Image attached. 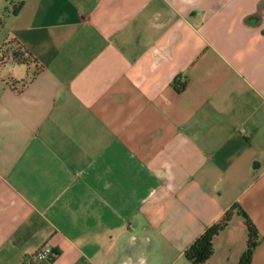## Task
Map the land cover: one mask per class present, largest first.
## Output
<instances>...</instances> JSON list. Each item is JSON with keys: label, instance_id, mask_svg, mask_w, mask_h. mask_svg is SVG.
Segmentation results:
<instances>
[{"label": "crops", "instance_id": "1", "mask_svg": "<svg viewBox=\"0 0 264 264\" xmlns=\"http://www.w3.org/2000/svg\"><path fill=\"white\" fill-rule=\"evenodd\" d=\"M17 3V5H16ZM0 264H264V0H0Z\"/></svg>", "mask_w": 264, "mask_h": 264}, {"label": "trees", "instance_id": "2", "mask_svg": "<svg viewBox=\"0 0 264 264\" xmlns=\"http://www.w3.org/2000/svg\"><path fill=\"white\" fill-rule=\"evenodd\" d=\"M237 210H242L237 206L230 207L224 216L210 227H208L187 249L186 256L192 260L195 264H209V259L214 253V239L215 237L226 228L232 216ZM246 218V224L248 226V241L247 247L240 257L239 264H251L254 253L260 242V234L256 224L249 218V216L242 212Z\"/></svg>", "mask_w": 264, "mask_h": 264}, {"label": "built area", "instance_id": "3", "mask_svg": "<svg viewBox=\"0 0 264 264\" xmlns=\"http://www.w3.org/2000/svg\"><path fill=\"white\" fill-rule=\"evenodd\" d=\"M8 60V56L0 53V61L3 63ZM56 257V252L53 248L48 245L44 244L32 253L26 255L21 261L20 264H38L43 260H54Z\"/></svg>", "mask_w": 264, "mask_h": 264}, {"label": "rangeland", "instance_id": "4", "mask_svg": "<svg viewBox=\"0 0 264 264\" xmlns=\"http://www.w3.org/2000/svg\"><path fill=\"white\" fill-rule=\"evenodd\" d=\"M19 1H20V0H16V2H18V3H19ZM16 5H17V3H16Z\"/></svg>", "mask_w": 264, "mask_h": 264}]
</instances>
